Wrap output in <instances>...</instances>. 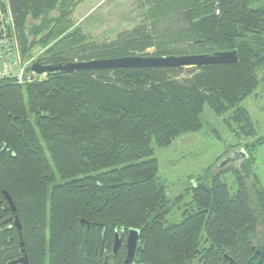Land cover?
<instances>
[{"label":"trees","instance_id":"1","mask_svg":"<svg viewBox=\"0 0 264 264\" xmlns=\"http://www.w3.org/2000/svg\"><path fill=\"white\" fill-rule=\"evenodd\" d=\"M255 1L147 0L152 31L138 26L98 44L71 31L78 1L9 0L24 55L46 48L35 58L41 66L147 56L153 48L157 57L236 50L238 62L51 73L25 86L0 81V264L23 257L28 264H125L128 230L139 232L132 264H245L264 254V188L252 169L264 137L241 106L263 81L264 7L252 8ZM205 105L253 141L243 145L239 169L212 172L231 155L226 150L169 201L155 148L200 132ZM175 209L182 219L171 223Z\"/></svg>","mask_w":264,"mask_h":264},{"label":"rangeland","instance_id":"2","mask_svg":"<svg viewBox=\"0 0 264 264\" xmlns=\"http://www.w3.org/2000/svg\"><path fill=\"white\" fill-rule=\"evenodd\" d=\"M72 1H78V4L70 18L73 24L71 31L79 29L81 34L87 36L88 41L92 43L101 44L113 41L119 34L130 32L138 26H145L146 31H152V21L148 19L147 0ZM260 7H264V0H256L252 6V8ZM57 16L56 10L49 14L50 18ZM38 23L35 22V24ZM45 50L46 48L35 46L31 53L36 58ZM155 53V48L144 52L145 55L152 56ZM182 75L186 73L183 72ZM260 77L263 81L258 89L241 104L254 122L257 138L264 137V73H260ZM45 79L46 76L43 80ZM228 117V114L222 117L215 115L205 105L201 115L203 128L200 132L182 135L166 148H155L154 155L159 164L158 177L164 184L167 200L172 201L192 186L196 177L202 175L209 165L213 164L226 150L231 154L230 157L236 160L225 167L230 165L239 169L240 164L246 159L240 154L243 151V145L252 142L253 139L236 136L225 121ZM42 148L45 151L44 146ZM254 157L255 162H252V169L264 188V146L256 150ZM218 165H214L213 173L217 172ZM225 181L230 191L235 189L234 178L231 175L226 176ZM190 200L191 196L186 197L184 203ZM181 219L182 210L175 209L167 220L171 223H178ZM256 230L255 243L257 245L261 241L260 224Z\"/></svg>","mask_w":264,"mask_h":264},{"label":"water","instance_id":"3","mask_svg":"<svg viewBox=\"0 0 264 264\" xmlns=\"http://www.w3.org/2000/svg\"><path fill=\"white\" fill-rule=\"evenodd\" d=\"M216 14V13H215ZM215 14L202 17L195 20V23L208 20L213 18ZM238 62L237 51L232 52H216L211 55L209 54H190V55H180V56H164L157 57L152 55L147 56H128L116 59H97L88 62H68L65 64H60L57 66H41L38 63H34L31 69L37 73L41 74H51V73H63L70 74L74 72L81 71H97L105 69H130V68H167V69H177V68H197L206 67L213 65H232ZM245 157L244 151L240 153ZM236 158L227 157L222 161L218 168L222 169L228 164L234 162ZM4 197L14 214V223L17 229L20 231V225L18 219L15 215L16 208L13 204L10 196L4 192ZM12 219V218H11ZM9 219V220H11ZM86 224L84 221H80V226ZM87 225V224H86ZM89 227V225H87ZM139 240V232L137 230H128L126 233V244H125V264H132L134 261V255ZM121 247V237L119 234L115 235L113 254L116 255ZM255 255H260L258 260L254 262V258L249 259L245 264H262L264 262V254H260L259 251L255 252ZM225 259H229L225 256ZM106 261V260H105ZM10 264H28L26 257L20 258L16 261H12ZM228 264H233V261L229 259Z\"/></svg>","mask_w":264,"mask_h":264},{"label":"built area","instance_id":"4","mask_svg":"<svg viewBox=\"0 0 264 264\" xmlns=\"http://www.w3.org/2000/svg\"><path fill=\"white\" fill-rule=\"evenodd\" d=\"M34 63L35 57L27 58L22 52L9 0H0V81L21 86L41 82L46 74L35 73Z\"/></svg>","mask_w":264,"mask_h":264},{"label":"flooded vegetation","instance_id":"5","mask_svg":"<svg viewBox=\"0 0 264 264\" xmlns=\"http://www.w3.org/2000/svg\"><path fill=\"white\" fill-rule=\"evenodd\" d=\"M125 244H126V239H125V243H124V246H125Z\"/></svg>","mask_w":264,"mask_h":264}]
</instances>
